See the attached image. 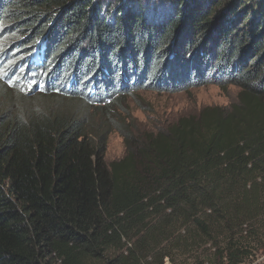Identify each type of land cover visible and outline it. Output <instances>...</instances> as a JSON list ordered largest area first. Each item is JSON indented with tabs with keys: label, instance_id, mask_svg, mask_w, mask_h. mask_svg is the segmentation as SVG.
<instances>
[{
	"label": "trees",
	"instance_id": "obj_1",
	"mask_svg": "<svg viewBox=\"0 0 264 264\" xmlns=\"http://www.w3.org/2000/svg\"><path fill=\"white\" fill-rule=\"evenodd\" d=\"M118 4L0 0V264H252L264 252V0ZM213 83L238 87V102L148 134L117 126L126 155L106 162L129 96ZM36 92L55 108H26Z\"/></svg>",
	"mask_w": 264,
	"mask_h": 264
},
{
	"label": "rangeland",
	"instance_id": "obj_2",
	"mask_svg": "<svg viewBox=\"0 0 264 264\" xmlns=\"http://www.w3.org/2000/svg\"><path fill=\"white\" fill-rule=\"evenodd\" d=\"M103 1L108 6H112L116 3H119L117 7L116 13L121 14V10L123 7H127L131 4L138 3L141 0H99ZM123 2V3H122ZM147 2V1H146ZM148 3V2H147ZM114 10V9H113ZM15 32V30H10L7 34L5 32L3 34V38L6 37L8 46L17 45V42L11 36ZM175 44L171 45V50L174 51ZM170 53V52H169ZM65 58L64 65H70L75 62V58L80 56L77 48L67 49L61 55ZM20 57V56H19ZM19 57L13 58L14 61H17ZM81 62L87 63V60L83 62V59L86 58V54L83 53L81 55ZM17 59V60H16ZM252 58L250 59V61ZM136 64V63H135ZM130 65H132V60L127 59V62L122 66L123 69H129ZM58 65H51L49 67V74L51 69H57ZM63 67L57 69V71H61ZM100 69V66H99ZM5 72V71H4ZM56 72V71H54ZM123 72V71H122ZM133 75L134 69H131ZM93 76V75H92ZM104 77V76H103ZM1 78V77H0ZM117 80V76L115 77ZM106 81V79L102 80ZM159 81V79H158ZM154 82L161 86V82ZM5 82V81H4ZM150 85L149 80H147ZM6 83V82H5ZM7 84V83H6ZM10 86L9 84H7ZM11 88L21 90L24 92H28L23 89H19L18 87ZM241 90L233 85L229 84H221L218 85L216 83L213 84H198V86H189L185 89L179 91H160V92H152L148 90H142L131 97L129 96L123 102L120 103V107L117 110L111 113V117L117 118L114 120V127L111 126L109 129L110 134L108 135L107 140V150H106V162L111 164L112 162L119 161L123 159L126 155V146L123 138L117 132L118 127H124L129 132L136 131L139 134H148L150 132L155 131L156 129H161L168 127L169 125H173L178 122L180 119L189 116H199L203 111L207 109L221 108V109H229L233 104L238 102ZM40 92H36L33 94V97L27 100L25 103L26 108H49L54 105L51 101L49 95L47 97L42 98L39 96ZM111 95V94H110ZM40 97V98H39ZM67 101V100H66ZM67 101L63 106H71L74 101L68 103ZM55 108V106H53ZM52 107V108H53ZM92 113L95 111H91ZM99 120L98 117H96ZM135 133V132H134ZM264 263V252H261L258 255V259L253 262L255 264L257 262ZM167 264H171L167 262Z\"/></svg>",
	"mask_w": 264,
	"mask_h": 264
},
{
	"label": "bare ground",
	"instance_id": "obj_3",
	"mask_svg": "<svg viewBox=\"0 0 264 264\" xmlns=\"http://www.w3.org/2000/svg\"><path fill=\"white\" fill-rule=\"evenodd\" d=\"M5 59H7V57L5 58ZM13 59V58H12ZM17 60V59H16ZM18 61V60H17ZM6 63L8 64V62L6 61ZM3 64H4V61H3ZM16 64V63H15ZM18 65V64H17ZM13 66V65H12ZM9 72V71H8Z\"/></svg>",
	"mask_w": 264,
	"mask_h": 264
},
{
	"label": "built area",
	"instance_id": "obj_4",
	"mask_svg": "<svg viewBox=\"0 0 264 264\" xmlns=\"http://www.w3.org/2000/svg\"><path fill=\"white\" fill-rule=\"evenodd\" d=\"M262 262H263V261H262ZM262 262L259 261V262L255 263V264H260V263H262Z\"/></svg>",
	"mask_w": 264,
	"mask_h": 264
},
{
	"label": "water",
	"instance_id": "obj_5",
	"mask_svg": "<svg viewBox=\"0 0 264 264\" xmlns=\"http://www.w3.org/2000/svg\"><path fill=\"white\" fill-rule=\"evenodd\" d=\"M264 264V263H263Z\"/></svg>",
	"mask_w": 264,
	"mask_h": 264
}]
</instances>
